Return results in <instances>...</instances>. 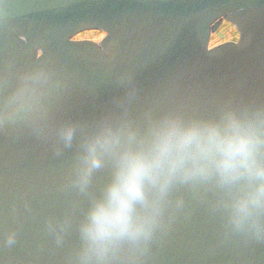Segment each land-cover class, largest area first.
I'll list each match as a JSON object with an SVG mask.
<instances>
[{"label":"water","instance_id":"obj_1","mask_svg":"<svg viewBox=\"0 0 264 264\" xmlns=\"http://www.w3.org/2000/svg\"><path fill=\"white\" fill-rule=\"evenodd\" d=\"M0 264H264V0H0Z\"/></svg>","mask_w":264,"mask_h":264},{"label":"rangeland","instance_id":"obj_2","mask_svg":"<svg viewBox=\"0 0 264 264\" xmlns=\"http://www.w3.org/2000/svg\"><path fill=\"white\" fill-rule=\"evenodd\" d=\"M106 33L103 30L88 29L75 35L76 39H103ZM239 38L236 26L228 21L223 20L218 28L211 34L210 46L218 45Z\"/></svg>","mask_w":264,"mask_h":264},{"label":"flooded vegetation","instance_id":"obj_3","mask_svg":"<svg viewBox=\"0 0 264 264\" xmlns=\"http://www.w3.org/2000/svg\"><path fill=\"white\" fill-rule=\"evenodd\" d=\"M76 38V37H75ZM95 41V40H94Z\"/></svg>","mask_w":264,"mask_h":264}]
</instances>
